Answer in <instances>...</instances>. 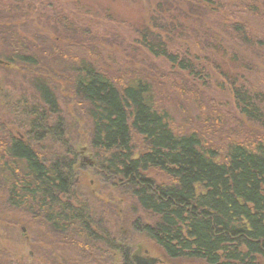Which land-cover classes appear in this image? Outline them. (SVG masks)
Returning <instances> with one entry per match:
<instances>
[{
    "label": "trees",
    "instance_id": "1",
    "mask_svg": "<svg viewBox=\"0 0 264 264\" xmlns=\"http://www.w3.org/2000/svg\"><path fill=\"white\" fill-rule=\"evenodd\" d=\"M232 8L264 24V0H233ZM190 10L200 16L209 12L191 5ZM53 16L55 24L46 26L51 33L66 32L61 35L64 38L50 40L37 30L17 35L12 24L1 26L5 32L0 58L32 72L33 91L51 114L57 112V102L48 78L59 71L64 74L73 97L86 104L91 147L103 153L100 167L124 182L139 206L156 217L152 226L142 227L143 232L172 259L260 264L258 259L264 260V137L230 143L220 161L221 152L209 147L196 130L177 129L170 112L156 100L153 83L144 72L128 71L123 77L99 68L93 59L95 36L83 32L68 17ZM152 21L151 27L138 31V44L172 67L197 76L198 67L187 55L168 49L172 35L183 37L181 29L172 32L159 20ZM223 26L245 48L264 47V38L246 22ZM226 79L238 113L264 132V90ZM36 118L31 133L45 134L26 140L10 134L0 122L3 204L75 246L100 243L106 250H117L87 207L72 202V166L59 158L47 162L32 145V140L41 141L49 133L48 115L39 113ZM133 136L141 137L146 145L139 156L134 155ZM149 169L161 171L167 181L157 182L148 175ZM118 252L121 264H133L122 247ZM0 256L4 258L0 264H20L4 252Z\"/></svg>",
    "mask_w": 264,
    "mask_h": 264
},
{
    "label": "rangeland",
    "instance_id": "2",
    "mask_svg": "<svg viewBox=\"0 0 264 264\" xmlns=\"http://www.w3.org/2000/svg\"><path fill=\"white\" fill-rule=\"evenodd\" d=\"M213 1L205 4L190 0L186 5L183 0H3L0 27L12 24L17 35L37 30L51 40L64 38L61 35L66 33H51L46 26L55 24L53 14L68 17L83 32L95 36L93 59L99 68L123 77L128 71L144 72L153 83L156 100L170 112L177 129L196 130L209 147L221 152V161L222 151L230 143L264 137L261 129L236 110L226 79L264 90V47L245 48L222 27L226 22L241 20L264 38V24L237 12L232 8L233 0ZM190 5L209 12L197 15ZM152 19L172 32L181 29L183 37L172 35L168 49L187 55L198 67L197 76L172 67L138 44V31L151 27ZM4 32L0 29V52ZM31 73L0 58V122L10 134L33 139L45 134L31 133L36 116L48 115L49 133L41 141L32 140V145L47 162L59 158L72 166V202L87 207L94 221L106 228L117 250H106L100 243L75 246L55 237L20 210L7 209L0 193V252L20 264H121L118 248L122 247L131 263L133 255H143L159 259L157 264H205L195 259L169 258L143 232L142 227L152 226L156 217L139 206L124 182L100 167L103 153L91 147L86 104L73 97L69 82L59 71L48 78L57 102V112L51 114L33 91ZM56 124L59 128L55 129ZM133 149L135 156L146 151L141 137L133 136ZM148 175L159 183L167 181L157 169H149ZM258 261L264 264V260Z\"/></svg>",
    "mask_w": 264,
    "mask_h": 264
},
{
    "label": "water",
    "instance_id": "3",
    "mask_svg": "<svg viewBox=\"0 0 264 264\" xmlns=\"http://www.w3.org/2000/svg\"><path fill=\"white\" fill-rule=\"evenodd\" d=\"M134 264H157L159 263V260L157 258H144L139 255H133L131 257Z\"/></svg>",
    "mask_w": 264,
    "mask_h": 264
},
{
    "label": "flooded vegetation",
    "instance_id": "4",
    "mask_svg": "<svg viewBox=\"0 0 264 264\" xmlns=\"http://www.w3.org/2000/svg\"><path fill=\"white\" fill-rule=\"evenodd\" d=\"M141 257H144V258H150L151 256H141ZM153 258H155V257H153ZM159 260V259H158ZM159 262H160V260H159Z\"/></svg>",
    "mask_w": 264,
    "mask_h": 264
}]
</instances>
